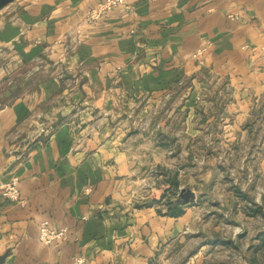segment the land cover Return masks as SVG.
<instances>
[{"label":"crops","instance_id":"obj_1","mask_svg":"<svg viewBox=\"0 0 264 264\" xmlns=\"http://www.w3.org/2000/svg\"><path fill=\"white\" fill-rule=\"evenodd\" d=\"M100 1L0 9L23 50L42 47L25 60L0 41V180L16 176L24 200L0 198V264H203L222 227L179 178L264 141V0H127L86 21ZM174 184L195 198L171 216ZM41 219L76 238L39 242ZM253 235L244 264L264 250V228Z\"/></svg>","mask_w":264,"mask_h":264},{"label":"rangeland","instance_id":"obj_2","mask_svg":"<svg viewBox=\"0 0 264 264\" xmlns=\"http://www.w3.org/2000/svg\"><path fill=\"white\" fill-rule=\"evenodd\" d=\"M263 98L264 96L260 99L264 100ZM260 115L264 118L263 113ZM262 117L259 118L261 125L256 126L254 130L256 139H260V135L264 134ZM218 146L221 145L215 144L213 150L219 154ZM201 149L206 152L208 148ZM208 150L209 158L216 156L211 149ZM233 150L235 153L231 157L208 158L205 164L207 158H196L199 163L196 167L189 166L190 175L179 178L185 183H196L194 186L197 188V197L195 203L191 205L197 209L202 207L203 210H208L206 215L209 218V226L213 225L211 228L215 225L222 227L220 234L212 229L207 233L206 248L212 251L203 264L247 263L249 243L254 240L253 234L259 227L264 228V141L239 144L237 149L233 146ZM178 191L179 188L173 187L169 196H178ZM190 201L193 202V199ZM233 230L239 234L240 243L236 241L231 243L230 236ZM216 237L223 239L224 246L221 250L217 249L218 245L215 246ZM235 243H238L237 246ZM251 259L254 264H264V250H257V256Z\"/></svg>","mask_w":264,"mask_h":264},{"label":"built area","instance_id":"obj_3","mask_svg":"<svg viewBox=\"0 0 264 264\" xmlns=\"http://www.w3.org/2000/svg\"><path fill=\"white\" fill-rule=\"evenodd\" d=\"M120 6L125 9L129 8L127 0H102L94 7L86 10L85 20L88 22L96 21L103 16L108 10L113 7ZM19 181L16 176L10 180H0V198L6 199L10 202L23 203L19 189ZM76 234L71 232L66 226L53 227L47 219H41L37 223V239L43 244H61L67 240L75 239ZM84 259L81 256H76L72 260V264H83Z\"/></svg>","mask_w":264,"mask_h":264},{"label":"water","instance_id":"obj_4","mask_svg":"<svg viewBox=\"0 0 264 264\" xmlns=\"http://www.w3.org/2000/svg\"><path fill=\"white\" fill-rule=\"evenodd\" d=\"M11 1L12 0H0V9ZM19 33H20V28L14 26L11 22L7 21L5 22L4 27L0 29V41L11 43L13 48L25 60H29L34 56H36L42 50V47L40 45H35L31 47L29 50L26 51L23 50L24 45L18 40H16ZM177 195L183 202H187L195 198V193L191 189L185 187L179 188ZM1 261L2 258H0V263Z\"/></svg>","mask_w":264,"mask_h":264},{"label":"trees","instance_id":"obj_5","mask_svg":"<svg viewBox=\"0 0 264 264\" xmlns=\"http://www.w3.org/2000/svg\"><path fill=\"white\" fill-rule=\"evenodd\" d=\"M174 187L176 188L177 185L174 184ZM182 202L183 201L176 195H175L173 201H168V202L165 201V205H167L165 214H168L171 216H176V215H179L180 213H182V211H183ZM251 261H252V259H251Z\"/></svg>","mask_w":264,"mask_h":264}]
</instances>
